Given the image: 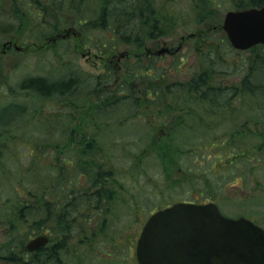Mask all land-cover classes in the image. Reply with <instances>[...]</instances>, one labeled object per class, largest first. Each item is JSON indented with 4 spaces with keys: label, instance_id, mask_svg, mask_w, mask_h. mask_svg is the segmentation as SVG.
Here are the masks:
<instances>
[{
    "label": "rangeland",
    "instance_id": "374dc122",
    "mask_svg": "<svg viewBox=\"0 0 264 264\" xmlns=\"http://www.w3.org/2000/svg\"><path fill=\"white\" fill-rule=\"evenodd\" d=\"M217 2L221 3L218 9L210 8L216 12L221 26L224 14L235 9L227 0ZM50 3L49 0H23L22 9L13 11L11 0H0V24L11 25L9 32L0 35V50L3 42L11 44L0 53V112L6 108L9 113L5 115H31L27 117L31 119L29 126L22 131L7 126L8 120L0 121V246L11 238L21 237L26 230L23 223L14 221V213L26 200L33 201L28 189L33 187L34 181H43L44 177L55 186L68 177V172L61 167L65 160L78 162L82 174L80 182L85 181L89 170L93 172L97 165H102L100 167L110 174L105 179L115 199L105 207L106 212H102L107 218L104 231L96 232L91 242L80 232L72 234L59 254L63 264H137L134 246L143 223L155 210L177 202L209 200L218 205L223 215H242L264 229V152L250 149L246 152L249 161H239L236 168L214 164L218 160L214 159V154L221 155L223 160L228 150L209 146L208 141H216V128L208 123L211 118L203 115L206 103L201 100L192 96L191 113L178 112L172 106L174 98L164 94L154 103L144 104L143 101L136 108L135 117L128 118L126 109L96 115L102 104L98 106L99 101L94 97L74 107L68 102L39 98L19 88L20 82L30 76L55 79L68 74L96 75L111 62L116 71L114 83L108 89L115 90L126 80L125 71L119 67L121 61L138 53L157 55L159 66L167 70V81H185L204 63L201 56L204 42L197 39L198 36L188 37L194 29L188 25L191 20L173 26L164 36L146 39L140 47L123 45L99 57L92 47L82 50L75 44L71 30L84 31V27L74 24L79 17L77 11L69 12L66 7L59 11ZM28 4L41 10L39 26L32 33L67 29L68 38L45 45V40L37 43L32 34L27 37L23 32L26 19L23 11ZM208 26L201 25L198 29L205 32ZM221 32L224 34L222 29ZM231 51L220 52L213 60L210 58L224 89L239 83L241 74L237 66L243 72L241 61L250 54L248 50ZM254 76L262 80L257 72ZM226 92L231 98L222 111L230 115H226L225 125L220 130L238 131L234 137L236 146L264 130V108L260 109L259 101L249 99L245 93ZM260 104L262 106L263 102ZM242 106L252 110H243ZM94 114L96 123L90 119ZM52 115L60 117L52 118ZM46 119L49 122L44 129L35 128L39 126L37 122L34 124L35 120L44 122ZM53 119L59 121L58 128L46 131L54 126ZM254 126L260 129L256 134L250 131ZM84 132L86 137L82 142ZM91 139L94 144L88 147ZM38 140L50 144L58 142L64 149L58 156L54 155L52 167H47V160L40 161L38 167H43V173L37 175L33 172L36 162L29 161V152H33ZM173 148L180 154L176 155L175 151L174 156ZM48 164H51L49 160ZM102 223L101 216L97 224ZM61 233L56 238L59 239Z\"/></svg>",
    "mask_w": 264,
    "mask_h": 264
},
{
    "label": "trees",
    "instance_id": "16d2710c",
    "mask_svg": "<svg viewBox=\"0 0 264 264\" xmlns=\"http://www.w3.org/2000/svg\"><path fill=\"white\" fill-rule=\"evenodd\" d=\"M11 1L13 11L22 9L23 0ZM49 1L56 10L60 11L66 7L69 12L77 11L79 17L74 21V24L84 27V31L79 33L71 30V34L76 40L75 44L82 50L92 47L99 57L116 51L123 45L140 47L146 39L164 36L173 26L180 25L184 20L187 22L191 20L188 25L194 29L191 30L192 33L188 37L198 36L197 39L204 42V49L201 51L204 63L199 71L185 81H167V70L159 66L160 58L157 55L138 53L133 58L126 57L121 61L119 67L125 71L126 80L122 81L115 90L108 89L110 84L114 83L113 76L116 71V67L111 62L106 65L104 71L96 75L68 74L55 79L30 76L20 82V89L42 99H56L60 103L68 102L74 107H78L79 103L84 105L88 98L94 97L99 101L98 106L102 104L95 113L96 115L109 110L126 109L128 118L135 117V110L140 103L143 101L146 102L144 104L154 103L164 94L174 98L172 106L175 111L191 113L189 102L195 98V100L198 99L202 103H206L203 115L211 118L208 123L211 122V127L216 128L214 134L216 141H208L209 146L213 148L220 146L222 149L228 150L223 160L221 155L214 154V159H218L214 161V164H224L226 167L234 166L236 168L239 161H249L250 157L246 152L250 149L255 148L256 152H264V130L259 132V127L254 126L250 129L252 134L259 132L252 135L253 140L252 137H249L248 140H243L242 144L236 146L234 137L238 131L220 130L225 125L226 115H230L228 112L222 111V107L231 98L227 96L226 91L245 93L249 99L259 101L257 104L260 109L264 108V47L257 45L248 50L249 56L241 61L244 71L241 72L240 66H237L241 74L237 85L225 89L221 87L216 78L217 69L212 60L218 57L220 52H228L232 48L219 28L220 19L215 17L216 12L210 8V6H214L218 9L221 6L217 0H59L58 3L54 0ZM227 1L232 3L231 8L235 10L264 6V0ZM184 4L186 5L183 6ZM27 6L28 8L23 11V16L26 17L23 21L25 25L23 32L27 37L32 34L37 43H42L45 40V45L68 38L67 29L62 31L54 29L49 33L38 30L32 33V30L39 26L41 10L34 6L30 7V4ZM201 25L209 26L204 32L198 29ZM10 28L9 24H0V35L9 32ZM254 72L261 75L262 80L256 79ZM107 95L110 97L108 98ZM239 100L241 102V98ZM244 101L247 102L246 98ZM242 109L252 110L243 106ZM7 113H9L8 109H1L0 121L8 120L7 126H13L21 131L29 126L31 119L27 117L30 118L31 115H5ZM185 113L183 115H186ZM95 114L90 119L96 123ZM194 115L196 114L194 113ZM53 116L60 117V115H52V118ZM47 120L44 122L35 120L34 124L35 122L39 124L35 128L44 129V125L49 122ZM53 122L54 126L47 128L46 131L58 128L59 121L53 119ZM197 128L203 129L201 126H197ZM247 130L249 129L247 128ZM85 137L86 133L84 132L82 142ZM91 144H94L92 139L87 146L89 147ZM60 145L58 142L50 144L48 141L38 140L33 152H29V161L36 162L33 169L34 174L38 175L41 171L43 173V167H38L40 161L47 160V167H52L54 155L58 156L64 149ZM81 151L85 152L84 149ZM175 151L176 155L180 154L175 149L174 156ZM48 160L51 164H48ZM63 163L64 165L61 167L65 173L68 172V177L65 176L55 186L52 185V180L44 177L43 181L35 180L33 187L28 189L34 198L33 201L28 199L21 206L16 207L14 221L23 223L26 230L21 237L11 238L0 246V264H63L59 257L60 251L74 232L84 234V237L91 242L96 236V232L104 231L107 218L102 212H106L105 207L115 199L113 190L107 186L105 179L110 175L109 172H105L103 167H100L102 165H97L93 172L89 170L86 173L88 177L85 178V181L80 182L82 174H80L78 162L65 160ZM45 194H48L49 197H46ZM101 216L103 223L98 225L97 222ZM59 233L61 235L58 239L56 237ZM39 234L50 235L49 243L32 252H26L24 250L26 242Z\"/></svg>",
    "mask_w": 264,
    "mask_h": 264
},
{
    "label": "water",
    "instance_id": "95a60500",
    "mask_svg": "<svg viewBox=\"0 0 264 264\" xmlns=\"http://www.w3.org/2000/svg\"><path fill=\"white\" fill-rule=\"evenodd\" d=\"M221 29L235 50L264 46V6L227 11ZM47 242L36 236L24 250ZM134 256L137 264H264V230L245 217L222 215L212 202L175 203L147 218Z\"/></svg>",
    "mask_w": 264,
    "mask_h": 264
}]
</instances>
